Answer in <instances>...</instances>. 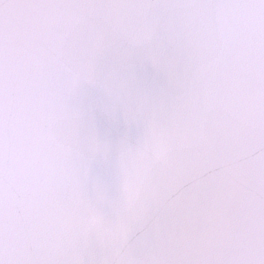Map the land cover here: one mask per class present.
Instances as JSON below:
<instances>
[{
  "label": "snow or ice",
  "instance_id": "obj_1",
  "mask_svg": "<svg viewBox=\"0 0 264 264\" xmlns=\"http://www.w3.org/2000/svg\"><path fill=\"white\" fill-rule=\"evenodd\" d=\"M0 264H264V0H0Z\"/></svg>",
  "mask_w": 264,
  "mask_h": 264
}]
</instances>
